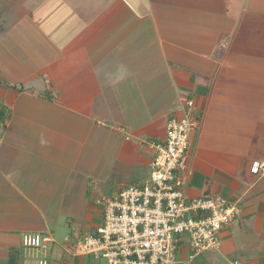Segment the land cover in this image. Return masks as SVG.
Wrapping results in <instances>:
<instances>
[{"label": "crops", "instance_id": "0c3cea01", "mask_svg": "<svg viewBox=\"0 0 264 264\" xmlns=\"http://www.w3.org/2000/svg\"><path fill=\"white\" fill-rule=\"evenodd\" d=\"M235 2L18 6L16 54L37 63L17 65L16 89L0 93V264H106L56 239L59 216L69 208L92 215L98 187L116 194L147 178L149 143L164 138L189 98L200 123L189 136L188 193L223 196L240 214L214 253L193 256L185 239L174 264H264V173L254 170L264 162V97L254 93L264 52L250 41L264 33L250 32L244 9L228 11ZM34 78L41 85H25ZM25 233L50 241L27 247Z\"/></svg>", "mask_w": 264, "mask_h": 264}, {"label": "built area", "instance_id": "2783aa9c", "mask_svg": "<svg viewBox=\"0 0 264 264\" xmlns=\"http://www.w3.org/2000/svg\"><path fill=\"white\" fill-rule=\"evenodd\" d=\"M195 101L182 104V116H171L162 140L149 143L154 155L147 180L122 187L106 197L103 222L97 231L78 240L77 255L106 264H174L180 244L187 239L193 256L210 252L221 242V232L236 221L240 208L225 197L190 195L185 186L189 136L199 127ZM255 172L264 173V162ZM27 247H42L49 236L25 233Z\"/></svg>", "mask_w": 264, "mask_h": 264}, {"label": "rangeland", "instance_id": "374dc122", "mask_svg": "<svg viewBox=\"0 0 264 264\" xmlns=\"http://www.w3.org/2000/svg\"><path fill=\"white\" fill-rule=\"evenodd\" d=\"M239 6H229L228 11L231 13L233 11L237 12V14H242L241 10L244 9L243 14L246 17L245 24H252L253 29H250V32L256 33L257 31L261 34L264 33V28L256 27L257 24H264V8H262L261 18H259V22H255L253 17L255 16L254 7L257 3L256 0H235ZM251 1V2H249ZM29 3V0H0V93H12L14 89H16V78L20 69L18 66H23L25 68L26 65H36V57H30V55H17L16 54V44L21 45V39L16 36V10L20 7H25ZM259 3H262L264 7V0H261ZM253 12V13H252ZM260 16V15H259ZM252 17V18H248ZM255 22V23H254ZM255 26V27H254ZM244 30V29H243ZM257 32V33H258ZM246 38V37H244ZM246 40V39H245ZM251 42H255L254 47H261L264 52V41L259 38L260 42L257 44L256 38ZM252 46V45H249ZM32 56V54H31ZM262 57L264 54L260 56V61H262ZM28 59L27 63H22ZM20 62L22 64H20ZM29 63V64H28ZM18 65V66H17ZM261 69H264V65L261 64ZM27 72L24 70V73ZM25 85L36 83L37 85H41L37 78L34 79H26L24 80ZM260 86L255 85V94L264 97V73L262 72V78L260 80ZM257 89V90H256ZM5 90V91H4ZM7 110V108L5 107ZM4 109V110H5ZM4 114V113H3ZM148 177L142 180L137 179L134 183H139L141 181H145L150 176V170L148 171ZM94 180L91 181V183ZM115 195V191H112L109 188L98 187L95 195L93 196V201L91 209H93V214L88 215L85 214L86 209H81L80 211H74L73 209L69 210L66 213H62L58 219V226L55 231L56 239L59 242H77L78 240L93 234L95 232V228L100 225L103 219V205L99 204V202L103 201L106 197H110ZM99 201V202H98ZM90 211V210H89ZM69 222H68V221ZM102 224V223H101ZM68 225H73L72 228H68ZM101 226V225H100ZM94 228V229H93ZM224 233V231H223ZM221 233V244L225 240V236L227 234ZM257 235V234H256ZM23 247V245H22ZM220 247V246H219ZM216 249L211 250V253H214ZM213 251V252H212ZM38 256L36 257V259ZM242 258H239L241 261ZM102 263V262H101ZM104 264V263H103ZM224 264H227L225 261Z\"/></svg>", "mask_w": 264, "mask_h": 264}]
</instances>
